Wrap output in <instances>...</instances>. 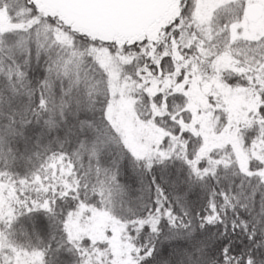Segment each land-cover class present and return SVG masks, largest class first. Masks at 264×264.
<instances>
[{"label":"snow or ice","instance_id":"1","mask_svg":"<svg viewBox=\"0 0 264 264\" xmlns=\"http://www.w3.org/2000/svg\"><path fill=\"white\" fill-rule=\"evenodd\" d=\"M0 264H264V0H0Z\"/></svg>","mask_w":264,"mask_h":264}]
</instances>
